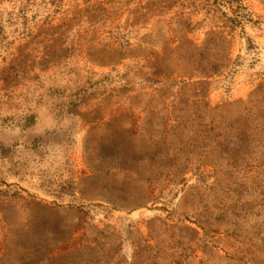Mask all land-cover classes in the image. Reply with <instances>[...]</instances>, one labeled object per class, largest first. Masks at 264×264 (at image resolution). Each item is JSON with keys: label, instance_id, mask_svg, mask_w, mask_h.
<instances>
[{"label": "rangeland", "instance_id": "1", "mask_svg": "<svg viewBox=\"0 0 264 264\" xmlns=\"http://www.w3.org/2000/svg\"><path fill=\"white\" fill-rule=\"evenodd\" d=\"M0 0V264H264V0Z\"/></svg>", "mask_w": 264, "mask_h": 264}, {"label": "trees", "instance_id": "2", "mask_svg": "<svg viewBox=\"0 0 264 264\" xmlns=\"http://www.w3.org/2000/svg\"><path fill=\"white\" fill-rule=\"evenodd\" d=\"M222 5L226 8L232 9L233 4H237L236 8H242L240 0H220Z\"/></svg>", "mask_w": 264, "mask_h": 264}]
</instances>
